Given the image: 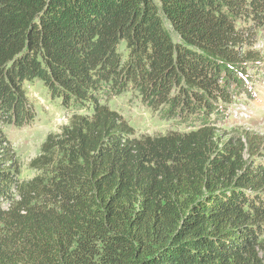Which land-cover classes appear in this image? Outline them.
Wrapping results in <instances>:
<instances>
[{
    "label": "trees",
    "instance_id": "trees-1",
    "mask_svg": "<svg viewBox=\"0 0 264 264\" xmlns=\"http://www.w3.org/2000/svg\"><path fill=\"white\" fill-rule=\"evenodd\" d=\"M260 35L264 0H0V264H264V138L218 128ZM35 80L75 111L20 184ZM126 93L188 130L136 137Z\"/></svg>",
    "mask_w": 264,
    "mask_h": 264
},
{
    "label": "rangeland",
    "instance_id": "rangeland-1",
    "mask_svg": "<svg viewBox=\"0 0 264 264\" xmlns=\"http://www.w3.org/2000/svg\"><path fill=\"white\" fill-rule=\"evenodd\" d=\"M254 50L260 51V55L264 59V36L260 35L255 39ZM118 51L125 59L128 57L124 42L119 45ZM262 61L263 64L257 72L252 69L248 73L249 77L254 80H244L253 98H246L242 95L240 99H236L234 104L229 107L226 122L218 126L230 137L236 131H248L264 138V60ZM262 70L263 72H261ZM25 91L30 104L34 107L35 121L24 129L4 127V132L15 153V161L19 164L18 180L20 184L29 183L37 177L46 179L51 176L50 169H44L42 165L33 167V161L41 156L42 146L47 137L52 135L59 138L62 135L63 129L70 123L71 116L75 111L73 108L63 107L62 100L53 98L40 80L26 83ZM106 103L134 128L138 138L157 137L174 131L188 130L183 125L177 126L175 122L163 121L157 114L146 108L139 97L132 93L113 98ZM80 113L88 114L86 110H82ZM225 125L227 126L225 127ZM14 196L16 201H20L18 192H15ZM8 207L9 204H6L5 209L8 210Z\"/></svg>",
    "mask_w": 264,
    "mask_h": 264
}]
</instances>
